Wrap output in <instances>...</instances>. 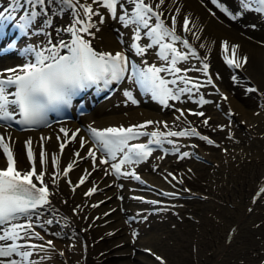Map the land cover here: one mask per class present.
Here are the masks:
<instances>
[{"label": "bare ground", "instance_id": "6f19581e", "mask_svg": "<svg viewBox=\"0 0 264 264\" xmlns=\"http://www.w3.org/2000/svg\"><path fill=\"white\" fill-rule=\"evenodd\" d=\"M22 1H20V4H22ZM80 2L92 4L93 0H80ZM123 2L124 8L121 9L118 5L117 18L115 19L107 12V9L100 6L99 12L105 16V22L98 24L99 16H93L92 19L97 22L99 31L96 28L90 29L91 32H95L94 37L88 34L81 35L89 40L95 49L109 52L114 50L126 52L129 54L132 63H135L141 70H143L142 63L146 62L147 64L148 60L151 59L153 61L152 65L167 67L168 64L156 62L162 60L157 54H154L155 48L159 50L157 44H153L151 48H146L145 52L148 56L146 59H142L141 55L131 48L134 29L139 25L135 23L124 25L119 21L118 17L122 13H126L129 17L134 14V9H129V7L132 9L135 6L133 0H123ZM147 2L153 5L155 11L163 13L161 19L166 27H171V17L176 16V34L181 37L186 36L198 55V57L189 55L187 61L184 60V63L178 61L176 64V66L192 64L191 66L196 68L174 74L166 72L167 74L162 76L164 78L169 76L171 81L177 76L187 77V73L204 75L203 72L196 69H198L197 64L202 66L201 60L206 57L209 70L219 87L227 92V96L223 99L217 94L211 100V104L216 106L217 109H215L216 107L208 109L206 115L201 117L202 119L200 118L201 121H199L198 117L192 113L201 112L198 109H203L207 105L205 103L198 104V97L202 96L203 93L199 88H193V83H191L198 80L196 81L194 76H190V81L195 80L187 85L182 80H178L175 85H172L176 92L185 87L192 88V92L179 93V103L176 104V106L182 107L184 115L188 116L189 121H186L184 115L177 120L176 118L180 116L179 112L165 109L163 104L153 99L150 91H146L144 88L138 91L135 90V83L127 79L126 76L118 85L116 91L108 98L101 100L94 108H91L90 112L81 114L78 117L73 111L72 118L27 130H17L0 123V136H3L5 142L12 147L19 169L30 170L24 145V142L29 138L32 141L31 147L34 156L38 158L41 143H43V148L47 153L48 165L45 169L44 179L50 191V204L38 209L35 213H30L32 216L31 221L25 216H21L19 220L14 221L20 224L33 223L34 227L31 231L36 228L40 231V236L43 237V239L31 237L37 245L44 243L45 248L34 253L30 259L35 260L36 264H60L58 254L63 253L61 256L66 258L69 264H165L167 262L163 259L157 260L153 254V251H156L162 255L161 250L156 249L160 247L157 242L158 239L161 240L164 236L162 235L163 230L150 231L151 233L148 236L147 233L141 235L139 232L138 237L132 238L129 231L130 220L128 217L151 212L146 207L154 205L151 202L135 198L134 194L141 193L156 196L155 193L153 194L156 190L174 188L171 186L174 182L173 179L181 171L169 175L167 169L172 166H164L161 158L155 152H152L145 161L126 163L121 166L122 172L139 171L142 180L138 181L125 175L116 177L114 173L105 175L106 170L111 172L109 161L111 159H108L104 151H99L88 136L89 126L104 128L115 125L121 127L138 120L152 118L154 123L147 126L152 132L164 133L172 127L198 125L214 131L215 139H222L226 143H220V145H225V150L220 148L215 153H209L210 150L206 152L207 156H214L211 159H215V161H211L212 169L208 172L205 187L201 191L205 195L202 200L204 203H200L203 205V214L197 220V225L200 227L198 226L197 230L199 237L195 240L204 246L200 259L202 264H239L231 257H240L239 252L245 247L248 248L246 252L240 254L249 256V252L251 253L256 247L252 248L251 244H245L244 237L252 234L254 236L252 240L255 239V243L263 250V254L259 255L263 258L257 260L255 264H264V193H260L261 188H264V14L250 10L233 21L217 9L211 0H165L159 9H155V5L159 3V0H147ZM224 2L230 10L239 9V0H224ZM69 7L61 4L60 0L46 4L44 12L33 20L25 34L19 37L12 50L13 52L11 51L18 59L13 61L10 60L9 54L0 55V70L5 65L12 64V62L20 65L33 60L34 54L25 57L23 51L29 46L33 47L35 42L44 44L45 49L48 48L49 40L58 43V40L63 39L67 43L66 37L69 31L65 29L69 28L73 22ZM29 8L39 11V6L34 8L30 2ZM61 8L63 11L60 10ZM97 8L98 5L93 4V9ZM176 9H179V13L176 12ZM184 16L189 17L190 32H183L180 29L181 20ZM47 20L51 23H47ZM154 25L155 17H151L149 27ZM36 26H42L44 31L34 33L33 29ZM78 27L79 25H77ZM146 31L147 29L143 26L140 27L141 38L136 41L142 47L152 43V37L145 35ZM193 33L199 39H195ZM165 40H168L166 43H173L170 37H165ZM223 41H227L229 45H239L238 55L247 56V63L242 68L230 67L224 62L221 54V42ZM201 44L205 47H200ZM24 45H26V48L20 51V48H23ZM174 46L179 51L188 53V49L183 47L181 41H175ZM228 53H231L230 49ZM205 87L210 90L211 86L207 85ZM249 88H255L256 91H248ZM125 90L134 95L133 99L137 101L136 103H132L125 95H123L125 99L122 98L119 101L121 98L119 96L120 98L117 100L116 95L121 94V92L124 93ZM211 92L213 93V91ZM211 92L208 95H213ZM193 98H195L194 101ZM228 108L232 109L231 113L228 112ZM217 110L230 118V122L225 119L226 122L222 123L223 129H216L213 125L206 127L203 123L205 119L209 122H216L221 119V115L216 113ZM220 121L222 122L223 119ZM61 127L66 129L67 133L76 132L74 139H68L62 154L59 144L65 135L61 131ZM77 129H79V132H77ZM216 132L219 133L217 135L220 138L217 137ZM41 137H47V139L41 141ZM57 137H60V140ZM80 137L87 141L84 148L80 147ZM169 139L172 140V138ZM178 140V142L172 140L173 144L167 142L165 144L175 147L181 145L179 151L183 148L192 150V146L184 143L187 142L185 138H179ZM142 142H145V140ZM208 147H211V145ZM88 148H92L96 154L97 167L95 170H93L91 158L79 160L73 155L74 152H79L82 156H87ZM177 153L174 151L164 155H167L168 158L173 155L174 159L172 161L175 162ZM121 154L123 153L116 154V162H119ZM52 155L58 157L59 172L61 173L57 177L56 184H52L51 173L57 171L51 165ZM102 157L108 160L106 164L100 163ZM74 160L77 163L74 164L73 169L69 171L66 177L63 176V169L69 162ZM6 165L7 159L3 155V150L0 149V167H6ZM123 166H125L124 169H122ZM131 167L133 170L129 172ZM190 167L192 168V165ZM85 169L91 175L84 184L73 190V186L79 183L80 176L84 175ZM69 181H71V184ZM180 184L181 192L191 191L184 182ZM93 186L97 190L92 195L85 196L84 193ZM258 193L260 194L257 195ZM101 201L103 203H100ZM93 205L98 206L93 207ZM134 219H131L132 222ZM49 220L53 222L48 224L47 221ZM60 234H62L61 237ZM179 237L178 243H185L182 236ZM47 239H51L55 244L54 249L46 245ZM17 243L23 244L24 241L20 240ZM230 247H233L235 252H228ZM41 257H44V259L41 260ZM13 258L18 259L15 256Z\"/></svg>", "mask_w": 264, "mask_h": 264}, {"label": "snow or ice", "instance_id": "6c2138e0", "mask_svg": "<svg viewBox=\"0 0 264 264\" xmlns=\"http://www.w3.org/2000/svg\"><path fill=\"white\" fill-rule=\"evenodd\" d=\"M31 3L33 7L39 6V11L33 10L25 16L19 17V22L16 27L24 32L36 17L44 12V6L49 3H54L55 0H25V3ZM165 0H159L155 5V9H159ZM222 13L226 14L231 20L235 21L250 10L257 13L264 14V0H239V9L230 10L224 0H211ZM63 5H68L75 11V19L72 25L65 29L71 32L72 38L70 42H65L63 39L56 44H51L46 49L36 50L33 47L24 50L25 55L34 54V60L19 66L17 69H7L9 73L6 76H0V120L10 121L14 118L16 107L18 106L19 114L22 117L19 123L22 124H40L44 121L48 110L56 108L58 105H70L71 99L79 91L90 86L101 85L107 87L112 82H119L125 78V73L131 68V74L127 79L134 81L141 85L146 91L152 93L153 99L158 100L161 104L167 105L169 99L179 100V93L192 92V88L185 87L174 92L168 85H175L178 80H182L186 85L191 81L189 78L177 76L175 79L168 81L161 77V72H169L170 74L179 73L180 68L176 67L178 61H184L192 57H197L195 48L189 43L187 38L182 39L180 35L176 34L177 18L171 17V27L164 25L161 16L163 13L155 11L153 5L149 4L147 0H133L135 4L134 14L129 17L126 13L119 15L118 19L124 25L135 23L142 25L147 31L145 35L152 37V43L146 47H142L136 41L140 40V27L134 29L133 43L131 48L135 49L137 54H144L146 48H151L153 44L159 45L157 55L160 59L168 61L167 67H157L155 65L149 66L141 70L135 63H130L129 58L120 51L113 53L106 51L95 50L91 42L84 38L81 34H88L95 36V32L90 29L96 28L99 31L98 24L105 22V16L99 12V7L107 9V12L115 19L117 18V6L124 8L123 0H93L92 4L81 3L80 0H60ZM93 4L98 5L97 9H93ZM20 7V0H14V4L10 5L11 13L5 16L0 13V38L5 35L4 28L8 21H11L15 16L16 10ZM63 11V9H60ZM179 13V9H176ZM214 14V13H213ZM93 16H99L98 24L93 21ZM155 17V25L149 27V19ZM51 23V21H48ZM77 25L79 27L77 28ZM190 20L188 16L183 17V31L190 32ZM254 27V25H253ZM165 37H170L173 43H163ZM195 39H199L195 36ZM175 41H181L184 48L188 49V53L179 51L175 46ZM15 47V41L10 42L5 49H0V53L9 51ZM200 47H205L203 44ZM67 49L66 54H61L59 49ZM222 55L225 62L230 67L242 68L247 63V56H239L237 50L239 45H229L227 41L221 42ZM229 49L231 56L228 55ZM47 51V55H45ZM170 55V59H169ZM206 57L201 60L202 67L196 69L203 72L206 76L208 74L209 64L206 62ZM184 71H188L185 69ZM235 79V77H233ZM207 84H212V78L209 76L206 80ZM203 85L193 84V88H199ZM14 87L15 91H11ZM248 91L255 92V88H249ZM124 95L131 100L132 103L137 101L132 98L130 91L125 90ZM10 97H13L10 99ZM200 104L208 103L201 96L198 101ZM180 113L176 119L184 115L180 109L176 110ZM196 116H203V112L192 113ZM154 122L149 120L144 124L133 125L130 127H108L104 129H97L89 126L88 131L92 138L98 143L101 149L107 154L111 160H116V154L122 152L123 156L117 163L111 164V172L105 171V175L115 173L117 177L120 175L131 176L136 180H141V177L134 171L131 173L122 172L121 166L126 163H139L141 160L147 159L152 153L153 148L150 145H161L164 140L168 144L174 142L168 137H182V136H200V133L195 128H187L180 131L159 132L153 131L147 133L142 131L147 125ZM204 125H208L209 121L205 119ZM167 127V125H165ZM66 139L59 144L61 154L67 145L68 139H74L76 132L68 137L65 129ZM79 132V129H77ZM139 136H149L150 139L147 144H129L128 141ZM163 138V139H162ZM201 139L208 143H213L208 137L200 136ZM47 137H41V141ZM60 140V137H57ZM80 147L84 148L87 141L83 137L79 138ZM31 138L24 142L26 148L27 161L31 165L30 170H21L17 166V159L14 156L12 147L5 142V138L0 136V149L3 150V155L7 159L6 167H0V264H36L35 260L30 259L34 253L43 250L45 245H37L30 242L31 237L43 239L39 232L31 231L34 227L33 223L26 224L15 223L21 216H25L31 221L30 213H35L38 209H42L50 204V191L48 184L45 182L46 166L48 165L47 153L43 148V143L38 153V158L34 156L31 147ZM179 152V147L173 149ZM73 155L79 160L91 158L93 161V170L96 165V154L92 148L87 149V156H82L79 152H74ZM188 152L180 153L181 158L188 156ZM108 160L103 157L100 159L101 164H106ZM77 161H71L63 169V176H67L69 171L73 169ZM39 165V170H38ZM51 165L57 171L52 172V184L57 183V177L61 175L59 172V159L56 155L51 157ZM91 175L87 169L84 170V175L79 178V183L73 186V190L79 185L85 183L86 179ZM169 175H172L169 173ZM35 181V182H34ZM71 184V181H69ZM97 189L95 186L89 188L84 193L85 196L92 195ZM260 193H264V188H261ZM258 193L257 195H259ZM167 196H174L176 193H162ZM142 199V198H140ZM100 203H103L101 201ZM157 203V201H151ZM98 205H93L97 207ZM107 215V213H105ZM53 221H47L51 224ZM136 233H133L135 236ZM23 240L24 243H17ZM48 247H53V242L48 240L46 242ZM63 253H61L62 255ZM13 256L18 257L13 258ZM44 257H41L43 260ZM157 260L161 258L156 256Z\"/></svg>", "mask_w": 264, "mask_h": 264}, {"label": "rangeland", "instance_id": "374dc122", "mask_svg": "<svg viewBox=\"0 0 264 264\" xmlns=\"http://www.w3.org/2000/svg\"><path fill=\"white\" fill-rule=\"evenodd\" d=\"M141 57H142V59L147 58L148 57L147 53L145 52L144 54L141 55ZM117 95H116L117 100H119V98L121 97L119 101H121L122 98L125 99V97H126V96L123 97V95H124L123 92H121V94L119 93ZM194 100H195V98H193V101ZM178 103H179V100L169 99L168 104L163 105V107L169 111H174L175 106ZM205 105H207V106L204 107L203 109H198L199 111H201V112L203 111V113H204L203 116H197L199 121H201V119H202L201 117H204L206 115L208 109H214V107H216V106L211 104V101H208V103H205ZM192 108H194V107H192ZM215 109H217V107ZM216 113L223 117L222 118L220 116V118H221L220 120L223 119V121L221 122L220 120H218L216 122H209L208 125H206V127L213 125L214 128H216V129H223L222 123H224L228 120H229L228 122H230V118H227L226 115H224L219 110H217ZM225 119H226V121H225ZM196 127H194V128L196 129L197 132L200 133V136H206L207 135V136L212 137V139H215L216 136L213 135V134H215L214 131L207 130L205 127L204 128H202L200 126H198L197 128ZM237 129H239V127H237ZM235 130H236V128H235ZM206 131H208L209 133H207ZM217 134L219 135L218 132H216V135ZM218 135H217V137H219ZM200 136H182V137H179L180 139L185 138L187 142H184V143H187L190 146H192V150H188L187 148L185 149L186 152L189 151L188 152L189 155L186 157H182V158L179 157L178 158L177 154H176V158H175L176 161L175 162L172 161L174 159L173 155L170 158H168L167 155L155 152V154L161 158L162 164H164V166L165 165H168L169 167L172 166V167H170V169H172L175 172L181 171L180 174H181V176H183V182L185 185H187V187L189 189H191V191L184 193V194H181L179 196H176L175 197L176 199L174 198L172 203H169L166 206L161 207L160 209H154V210H151V212H145L142 215L141 214L135 215V216L130 215L128 217L130 220L129 231L131 233L132 238L138 237L139 232L141 235L147 233V236H148L152 231L156 230L158 232V231L163 230L162 235H164V236L162 237L161 240L158 239V242H157L160 247L159 248L157 247V249L155 248L156 250H161L162 255H160V253L158 254L156 251H153V252H155V254L157 256H159L161 259H163L165 262L167 261L165 264H202V261L200 259H201V252H202V250H204L203 249L204 246L200 245L195 240V239H197V237H199V232L197 231L199 225H197V223H198L197 220H199L198 217L201 214H203V210H202L203 205H201V204L204 203V201H202V200H203V197H205V195L202 194L201 191L205 187V182H206V178L208 177V172L212 169V162L215 161V159H211L214 156L209 157V156H207L206 152H208L210 150L209 153H215L220 148H221V150H225V145H220L221 142L225 143V141H222V139H219V140L215 139L218 141L217 143H208L207 141L201 139ZM179 138H177V141H179L178 140ZM212 139H210V140L212 141ZM209 145H211V147H208ZM194 162H195L196 166L194 165ZM191 163H193V164H191ZM191 165H192V168L190 167ZM195 195H197V196H195ZM132 218H135L133 222L131 220ZM136 222H137V225H136ZM138 224H140V225H138ZM166 230H168L167 234H166ZM136 231H137V233H136L137 235L133 236V233ZM61 235L62 234H60V237H61ZM180 235L182 236V239L185 242L183 244L178 243L179 242L178 238H180L179 237ZM256 236H257V234H256ZM252 237H254L253 234L250 236H245L244 237V239L246 240L245 244H251L252 248L256 247L255 249H257V250L255 252H253L255 250V249H253L251 253L249 252V254H248L249 256H245L246 254H243V255L240 254V253L246 252V249H248V248L245 247L241 252H239L240 257H238V258L231 257L232 260L233 259L236 260L237 263H239V264H255V262H257V260L263 258V257L261 258L259 256L260 254H263V250L261 248H259L258 244L255 243V239L252 240ZM71 240H70V243H71ZM54 245L55 244H53V247H51V249L52 248L54 249ZM228 250H227L228 252H235L233 250V247H230V249H228ZM58 256L60 257V258H58L61 261L60 264H69L67 259L64 258L63 256H61V254L60 255L58 254Z\"/></svg>", "mask_w": 264, "mask_h": 264}]
</instances>
